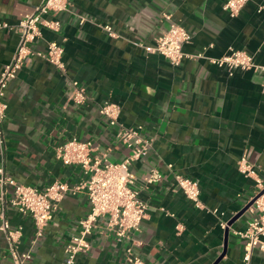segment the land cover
Returning a JSON list of instances; mask_svg holds the SVG:
<instances>
[{"label":"crops","instance_id":"0c3cea01","mask_svg":"<svg viewBox=\"0 0 264 264\" xmlns=\"http://www.w3.org/2000/svg\"><path fill=\"white\" fill-rule=\"evenodd\" d=\"M226 1L69 0L61 30L42 29L33 55L8 84L0 167L20 184L44 190L57 180L70 187L80 183L82 168L56 157L72 138L92 142L94 155L122 161L129 150L117 139L118 128L100 114L104 102L121 107L120 125L142 127V136L152 140L149 154L132 166L148 204L140 230L119 242L101 220L89 238L91 249L75 264H128V249L145 264H215L224 252L218 264H264L259 249L250 263L244 260L246 242L239 233L250 214L233 221L250 202L256 180H264V0H248L236 17L223 10ZM41 2L0 0V21L17 24ZM170 22L192 35L180 66L144 48ZM105 25L118 37L109 36ZM19 41L17 32L0 30V73ZM50 41L64 48L65 72L37 55ZM232 49L253 55L258 67L230 75L206 58ZM73 81L87 91L82 105L73 99ZM242 157L254 165L252 177L239 171ZM153 170L162 177L151 184ZM175 174L198 182L205 208L179 190ZM89 210L84 193L67 194L36 241L31 217L13 208L6 215L13 229L22 228L19 249L31 254L28 264H63L65 247ZM0 264H12L1 231Z\"/></svg>","mask_w":264,"mask_h":264},{"label":"built area","instance_id":"2783aa9c","mask_svg":"<svg viewBox=\"0 0 264 264\" xmlns=\"http://www.w3.org/2000/svg\"><path fill=\"white\" fill-rule=\"evenodd\" d=\"M248 0H227L223 10L230 16L236 17ZM69 10V0H42L32 12L27 14L17 24L0 21V30L15 31L20 36L10 62L0 73V139L3 140V124L7 118L8 104L5 101L8 84L14 80L23 67L25 61L33 55V43L42 36V29L59 32L62 28L61 15ZM264 7L259 8V12ZM170 19V16H166ZM109 36L117 38L118 34L109 25L102 26ZM192 40L191 33L183 26L170 22L169 29L155 39V44L144 46L148 53L159 54L166 58L171 65L180 66L187 55L184 46ZM64 48L55 41L47 44L45 52L37 53L45 61L65 72ZM203 57V54L193 58ZM213 65L226 69L230 75L237 69L250 70L257 68L253 55L244 50L232 49L220 57H206ZM73 99L82 105L87 100V91L78 81H73ZM110 127H116L117 139L129 150V154L119 162L106 160L105 156L94 155L90 141H80L72 138L56 149V157L66 165H79L84 179L77 185L70 187L62 181H55L44 190L34 186L18 183L0 167V231L4 235L7 251L12 264H28L31 259L29 252L19 249L22 228L13 229L7 219V210L13 208L23 216L33 219L36 227L35 241L43 236L46 227L60 209L67 194L84 193L89 201L90 210L85 218L79 222V233L72 237L65 247L63 264H75L79 254L91 249L90 236L101 220H105V229L122 242L140 230L143 220L147 216L148 204L137 188V179L132 171L135 162L145 158L152 149V140L141 134L142 127L129 128L119 124L121 107L113 102H104L99 108ZM169 169L173 165H168ZM239 171L247 177H252L255 167L247 157L238 162ZM158 170H153L149 176V183H157L161 179ZM176 184L183 194L191 200L197 208H205L200 197L201 188L194 179L175 174ZM252 204L246 212L251 216L246 229L239 233L245 240L244 260L250 263L254 251L264 252V180H256V189L250 199ZM249 202V203H250ZM214 212H217L214 210ZM226 229L227 222H221ZM126 261L128 264H145L139 256L130 250Z\"/></svg>","mask_w":264,"mask_h":264},{"label":"water","instance_id":"95a60500","mask_svg":"<svg viewBox=\"0 0 264 264\" xmlns=\"http://www.w3.org/2000/svg\"><path fill=\"white\" fill-rule=\"evenodd\" d=\"M251 204H252V202L248 203V204L243 208V210H241V212H240V213L234 218L233 221H236L239 217H241L244 213H246V211L248 210V208L250 207ZM233 221L230 222V224H232ZM230 224H229V225H230ZM227 236H228V233H226V237H227ZM224 256H225V252L221 255V257L219 258V260H217V261L215 262V264H218Z\"/></svg>","mask_w":264,"mask_h":264}]
</instances>
